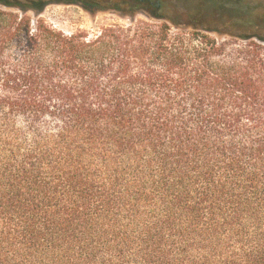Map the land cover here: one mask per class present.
I'll list each match as a JSON object with an SVG mask.
<instances>
[{"label":"trees","instance_id":"1","mask_svg":"<svg viewBox=\"0 0 264 264\" xmlns=\"http://www.w3.org/2000/svg\"><path fill=\"white\" fill-rule=\"evenodd\" d=\"M51 1L0 0V264H264V0Z\"/></svg>","mask_w":264,"mask_h":264},{"label":"rangeland","instance_id":"2","mask_svg":"<svg viewBox=\"0 0 264 264\" xmlns=\"http://www.w3.org/2000/svg\"><path fill=\"white\" fill-rule=\"evenodd\" d=\"M51 1V0H50ZM189 0H184L178 3L176 10V3L172 2L174 5L167 12H163L169 15L175 16H184L186 6H188ZM203 3V2H202ZM125 11V10H124ZM124 11H103L98 9H89L81 2L68 0H52L48 4L43 12L40 14V18H43L50 26L54 27L57 30L63 31L66 34H75L78 32H88L90 34L97 33L101 28L111 25H122V26H131L133 22L137 20H146L150 16L149 13H146L142 10L137 11L134 15H126ZM209 14L216 15L217 10L212 9L207 11ZM34 14V13H32ZM225 17L228 15L223 14ZM204 14L196 15L197 24L201 26H206L207 23L204 21ZM243 14L237 15L236 19H242ZM186 19V18H185ZM182 20L181 22H187V20ZM235 19V20H236ZM208 26V25H207ZM214 37L218 38L221 42L223 39L215 32L213 33Z\"/></svg>","mask_w":264,"mask_h":264},{"label":"flooded vegetation","instance_id":"3","mask_svg":"<svg viewBox=\"0 0 264 264\" xmlns=\"http://www.w3.org/2000/svg\"><path fill=\"white\" fill-rule=\"evenodd\" d=\"M141 1H146V0H141ZM152 5H153V6H156V8H157L158 10H160V8H161V6H160L159 4H156V5H155L154 3H152Z\"/></svg>","mask_w":264,"mask_h":264}]
</instances>
